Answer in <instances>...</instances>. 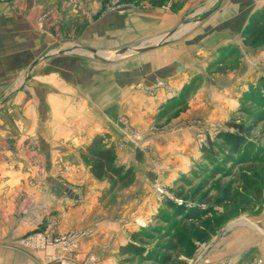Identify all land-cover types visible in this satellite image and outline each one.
I'll use <instances>...</instances> for the list:
<instances>
[{
	"label": "rangeland",
	"instance_id": "1",
	"mask_svg": "<svg viewBox=\"0 0 264 264\" xmlns=\"http://www.w3.org/2000/svg\"><path fill=\"white\" fill-rule=\"evenodd\" d=\"M230 1L237 0L0 1V40H12L13 48V40H21L20 60L13 62L11 75L0 77V119L7 114L12 97L23 91L35 73L34 64L42 66L53 52L83 53L89 60H97L95 55L112 58L110 64L143 53L118 55L115 51L120 48L161 39L171 44L189 35L196 44L190 50V57L196 59L191 68L181 70V84L172 85V78L158 76L146 84L144 72L130 83L143 92L145 100H154L158 94L164 98L147 112L151 120L143 130L126 115L119 118L124 138L118 148L135 146L138 156L120 161L112 148L115 162L132 168V181L121 186L93 176L91 182L68 186L71 198L66 190L55 189L67 200L66 210L85 197L95 200L98 204L89 215L91 225L83 228L77 223L75 228L58 230L55 221L41 228L38 223L21 236L0 235V245L60 250L73 258L82 238L106 227L122 234H118L119 242V237L114 241L107 264H207V253L224 234L237 228L257 230L254 224L264 230V23L260 24L264 22V2L238 14L237 30L230 33V40H211L209 45L196 35L198 30L203 34L205 23L217 26L207 34L215 39L220 37L218 32H226L224 27L232 29L219 16L208 18ZM255 25L261 28L254 30ZM175 28L171 36L163 37ZM89 36L97 40H89ZM3 50L7 53L8 45ZM150 71L147 75H154ZM81 160L88 168L90 161ZM135 167L141 178L137 184L141 180L142 187L131 193ZM99 189L100 195L95 196ZM170 203L206 210V214L199 219L185 217ZM33 210L35 205L28 203L11 207L17 216ZM19 223L12 221V227ZM5 224L8 222L0 221V228ZM261 230L257 232L264 234ZM47 240L55 246H47ZM130 244L143 251L121 254L122 247ZM87 250L77 263L99 264L103 246L93 242Z\"/></svg>",
	"mask_w": 264,
	"mask_h": 264
},
{
	"label": "crops",
	"instance_id": "2",
	"mask_svg": "<svg viewBox=\"0 0 264 264\" xmlns=\"http://www.w3.org/2000/svg\"><path fill=\"white\" fill-rule=\"evenodd\" d=\"M262 2L237 0L225 3L208 18L219 16L220 21L231 23L232 29L224 27L226 32H218L220 37L215 39L214 35L207 34L217 26L205 23L203 34L198 30L196 35L208 40L209 45L213 44L211 40H230V33L234 35L237 30L235 20L238 14L248 11L247 6ZM216 12L221 13L216 15ZM221 35L226 36L223 39ZM89 40L97 39L89 36ZM13 41L15 48L12 40L8 43L0 40V77L11 75L15 62L20 60L21 40ZM4 45H8L7 53L3 50ZM195 45L189 35L178 42L162 43L139 52L142 54L138 56L110 64L111 59L89 60L83 58V53L53 54L42 66L34 62L35 73L27 80L23 91L12 97L10 108L4 112L7 114H2L0 119V206H3L0 221L8 222L0 228V235L21 236L38 223L39 228L47 226L48 221L57 222L58 230L75 228L72 226L77 223L83 228L91 225L89 215L98 203L85 197L82 203L66 210L63 205L67 200H63L55 189L66 190L67 198H71L68 186L91 182L93 175L81 157L84 148L96 135L104 137L107 145L115 148L120 161L131 155L138 156L135 146H120L119 150L118 144L124 138L123 122L119 118L126 115L133 125L142 126L143 130L146 122L151 120L147 112L164 98L158 94L154 100H145L143 92L134 90L130 83L138 79L141 72L145 73L143 82L146 84L153 76L169 81L172 78V85L179 83L181 70L191 68L196 59L194 55L190 57V50L195 49ZM152 56L156 60L151 59ZM149 71L154 75L148 76ZM135 170L137 175L129 188L131 193L142 187L141 180L137 184L141 179L138 168ZM101 190H97L95 196L100 195ZM27 203L35 205V210L24 216L11 211L15 204L24 206ZM50 209L54 212L50 213ZM12 221L21 223L12 227ZM254 226L261 230L256 224ZM257 230L237 228L224 234L207 253V264H264V234ZM118 234L116 229L106 227L89 232L80 241L79 252L73 258L60 250L0 245V264H58L67 261L66 264H78L93 242L103 246V251L98 253L99 264H107L114 241L118 237V242L121 240L122 234ZM49 253L51 258H47Z\"/></svg>",
	"mask_w": 264,
	"mask_h": 264
},
{
	"label": "trees",
	"instance_id": "3",
	"mask_svg": "<svg viewBox=\"0 0 264 264\" xmlns=\"http://www.w3.org/2000/svg\"><path fill=\"white\" fill-rule=\"evenodd\" d=\"M261 23L264 22H260V24ZM258 27L261 28V26L255 25L253 26V29L255 30ZM253 29H251L252 32ZM82 155L84 159L90 161L89 171L95 178L99 179L105 177L114 185L116 184L121 186L130 183L133 179L132 168L123 167L122 165L115 162L114 149L109 145H104L103 137L100 135H96L92 139V141L82 151ZM170 206L174 211H180L179 214L182 216L184 215L185 217L189 216L191 218L199 219L206 214V210H189L187 207H185V204L170 203ZM177 242L182 243V240L178 238ZM169 245L173 246V244ZM142 251L143 248L130 244L123 246L120 253L133 254ZM159 253L160 252H156V254ZM160 255L164 256L166 259L168 258V256H165V254L161 253Z\"/></svg>",
	"mask_w": 264,
	"mask_h": 264
},
{
	"label": "water",
	"instance_id": "4",
	"mask_svg": "<svg viewBox=\"0 0 264 264\" xmlns=\"http://www.w3.org/2000/svg\"><path fill=\"white\" fill-rule=\"evenodd\" d=\"M175 30H176V28L174 30H171L167 34H165L163 37L171 36L175 32ZM165 42H166V40L161 39V40H157L156 42L154 41V42H152L149 45H139V46L133 47L131 49H129V48H120V49H118L115 52H118V55H124V54L132 53V52H141V51L149 50V49H151V48H153L155 46H158L159 44L165 43ZM63 53H67V51L59 50L58 52L51 53V55H53V54H63ZM94 57L96 59H99V60H110V59H112V58L105 59V58H102V56H96V55Z\"/></svg>",
	"mask_w": 264,
	"mask_h": 264
},
{
	"label": "built area",
	"instance_id": "5",
	"mask_svg": "<svg viewBox=\"0 0 264 264\" xmlns=\"http://www.w3.org/2000/svg\"><path fill=\"white\" fill-rule=\"evenodd\" d=\"M42 242V241H41ZM42 244H43V242H42ZM46 244H47V246H49L50 248H53L54 246H55V243H53V242H50V241H46ZM63 263V262H62Z\"/></svg>",
	"mask_w": 264,
	"mask_h": 264
}]
</instances>
